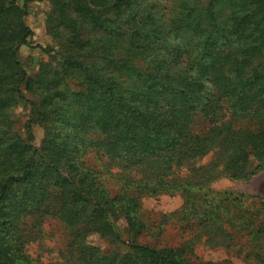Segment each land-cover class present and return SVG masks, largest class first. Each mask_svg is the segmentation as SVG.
<instances>
[{
  "label": "trees",
  "instance_id": "obj_1",
  "mask_svg": "<svg viewBox=\"0 0 264 264\" xmlns=\"http://www.w3.org/2000/svg\"><path fill=\"white\" fill-rule=\"evenodd\" d=\"M32 1L50 2L55 46L29 75ZM21 100L23 133L9 117ZM262 171L264 0H0V264H39L23 225L47 217L68 230L66 264H193L138 239L142 199L163 194L185 198L172 215L205 243L240 234L247 264H264V197L215 187Z\"/></svg>",
  "mask_w": 264,
  "mask_h": 264
},
{
  "label": "rangeland",
  "instance_id": "obj_2",
  "mask_svg": "<svg viewBox=\"0 0 264 264\" xmlns=\"http://www.w3.org/2000/svg\"><path fill=\"white\" fill-rule=\"evenodd\" d=\"M165 1V0H164ZM24 0H18L23 4ZM51 5L48 1L29 3L28 12L25 17L26 24L33 31L29 43L20 48L19 55L21 61L29 75L35 74L42 62L50 60L46 48L55 46L54 41L47 33V15L50 12ZM27 98L33 96L24 90ZM30 116V106L21 100L19 104L12 107L9 111V117L14 121L13 129L23 133V127ZM36 144L40 145L44 136L42 127H34ZM92 163L94 159H90ZM215 187L219 190L229 189L251 194H259L264 197V171L257 174L248 181L231 182L222 178L215 182ZM186 200L182 195L170 196L167 194L159 196H149L142 199V219L146 222V228L138 237L142 243H147L157 247L175 246L184 247L187 251V258L193 264H202L205 262H215L217 264H247L253 256L245 259L247 252L255 251L253 243L247 241L245 244L242 235L237 234L235 243L231 249L223 246H217L215 243H205L206 236H201V229L192 228L186 223H182L179 217H173V213L181 209ZM249 203V202H248ZM251 205V204H250ZM254 204L251 205L253 207ZM264 213L261 218H264ZM120 230L124 239H128L127 224L122 219L118 221ZM185 226H183V225ZM258 226L264 228V219L257 222ZM33 220L28 219L23 225L24 232L27 233L28 252L38 259L39 264H66L62 253L66 248L68 241V230L56 218L47 217L39 228H32ZM92 242L104 250L112 247V244L106 239L93 235ZM238 241V243H237ZM242 245L247 246L243 252H239ZM249 250V251H248Z\"/></svg>",
  "mask_w": 264,
  "mask_h": 264
},
{
  "label": "crops",
  "instance_id": "obj_3",
  "mask_svg": "<svg viewBox=\"0 0 264 264\" xmlns=\"http://www.w3.org/2000/svg\"><path fill=\"white\" fill-rule=\"evenodd\" d=\"M253 178H254V177H253ZM253 178H252V179H253ZM250 181H251V180H250Z\"/></svg>",
  "mask_w": 264,
  "mask_h": 264
}]
</instances>
